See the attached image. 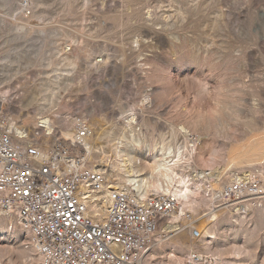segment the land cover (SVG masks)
<instances>
[{
    "label": "rangeland",
    "instance_id": "374dc122",
    "mask_svg": "<svg viewBox=\"0 0 264 264\" xmlns=\"http://www.w3.org/2000/svg\"><path fill=\"white\" fill-rule=\"evenodd\" d=\"M131 112L146 144L192 153L180 172L221 167L230 141L264 125V0H0L7 124L46 114L64 131L82 123L76 131L96 120L123 125ZM137 154L144 165V145ZM253 176L264 180V169ZM200 195V208L184 207L193 219L211 202ZM260 202H246L244 217L227 212L203 255L264 264ZM8 226L0 218V264H30L23 236ZM174 247L165 245L157 261L186 264L191 250Z\"/></svg>",
    "mask_w": 264,
    "mask_h": 264
},
{
    "label": "built area",
    "instance_id": "2783aa9c",
    "mask_svg": "<svg viewBox=\"0 0 264 264\" xmlns=\"http://www.w3.org/2000/svg\"><path fill=\"white\" fill-rule=\"evenodd\" d=\"M50 124L51 133L34 118L24 132L26 140L0 118V218L23 236L30 264H164L157 254L184 228L170 221L181 201L151 195L141 202L133 194L113 191L106 215L94 216L83 190L86 186L91 193L100 192V175L92 172L83 143L90 131L82 126L66 138L53 120ZM191 141L193 150L196 140ZM103 151L100 147L96 153ZM254 177L211 191V209L233 213L244 202L260 201L264 180ZM191 237L203 239L195 228ZM185 258L186 264L222 263L217 256L195 252Z\"/></svg>",
    "mask_w": 264,
    "mask_h": 264
},
{
    "label": "bare ground",
    "instance_id": "6f19581e",
    "mask_svg": "<svg viewBox=\"0 0 264 264\" xmlns=\"http://www.w3.org/2000/svg\"><path fill=\"white\" fill-rule=\"evenodd\" d=\"M23 30L27 29L23 28ZM33 116L29 114L20 121L16 119L21 122V125L19 123H8V127L15 130L16 136L27 140L29 136L24 132ZM37 117L39 124L51 133V116L43 114ZM137 122L135 112H131L125 118L123 125L102 123L100 120H96L94 124L87 127L90 134L83 139V143L86 144V152L91 159V170L93 173L100 175L101 179L97 181L100 184V192L91 193L88 187L83 186L86 196L91 201V207L96 210L94 216L104 217L106 215L112 202L111 195L113 191L133 194L141 202L151 195L172 194L185 204L183 205L181 202V210L173 213L170 217L171 224L180 222L184 227L172 235L170 245L175 246L174 248H189L191 252L200 255L204 252L207 253L210 242L205 239L217 240L215 229H217L216 225L222 217L227 212L237 217H244L248 215L251 207L244 202L243 208H237L231 213L227 208L211 209V202L209 201V212L204 211L202 213L200 211L202 214L196 219H193L192 215L188 214V216V212L185 213L184 207L192 202L200 208L201 203L196 202L195 199L197 195L209 193V200H211L212 195H214L211 191L220 190L222 183L247 182L253 177L254 172H262L264 169V125L251 130L248 134H244L239 140L230 141L221 167L199 171L193 170L191 174H186L180 171L190 168V163L195 159L192 153L188 156L185 154L183 146H179L176 150L165 141L163 143L146 144L144 142L145 134H137L140 131V129H137ZM72 124V128L65 129L64 136L66 138H72L73 132L82 123L76 125V122H72ZM180 132L183 137H186L192 143L186 128L181 127ZM143 145L146 157L144 165H142V161L137 154L138 149H143ZM100 147L104 148V151L97 154L96 151ZM148 157H150L151 163L147 161ZM176 157H178V160H175ZM263 201L264 198L261 199V205H264ZM169 226L171 225H166V229L172 228ZM176 227L174 226V228ZM189 227L195 228L203 239H192L188 234V230L186 231ZM9 230L8 226L3 231L8 233ZM200 248L203 252L200 251Z\"/></svg>",
    "mask_w": 264,
    "mask_h": 264
}]
</instances>
